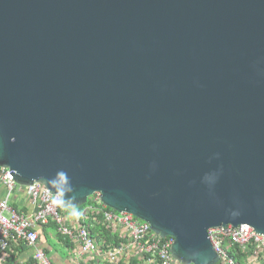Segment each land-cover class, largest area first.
I'll return each mask as SVG.
<instances>
[{
	"label": "water",
	"instance_id": "95a60500",
	"mask_svg": "<svg viewBox=\"0 0 264 264\" xmlns=\"http://www.w3.org/2000/svg\"><path fill=\"white\" fill-rule=\"evenodd\" d=\"M0 168L220 264L264 235V0H0Z\"/></svg>",
	"mask_w": 264,
	"mask_h": 264
},
{
	"label": "built area",
	"instance_id": "2783aa9c",
	"mask_svg": "<svg viewBox=\"0 0 264 264\" xmlns=\"http://www.w3.org/2000/svg\"><path fill=\"white\" fill-rule=\"evenodd\" d=\"M1 187L6 190V195L0 200V264L12 260V254L18 249L31 252L25 264H52L40 247L37 231L39 226L49 223L54 224L56 233L71 244L77 260L78 257L91 258L93 255L112 264L132 258H142L147 264H181L170 254L174 242L172 238H160L153 234L148 223L131 214L107 208L99 194L91 196L81 210H75L79 215L73 220V210L52 205V196L57 194H51L37 183L18 185L12 172L3 168H0ZM20 190L30 197L32 210L28 214L18 213L10 205L12 195ZM96 225L104 227L121 242L102 248L101 243L91 235ZM208 237L220 264H237L230 254L233 247L246 254V264H255L259 260L264 263V235L258 234L249 225L211 228Z\"/></svg>",
	"mask_w": 264,
	"mask_h": 264
},
{
	"label": "crops",
	"instance_id": "0c3cea01",
	"mask_svg": "<svg viewBox=\"0 0 264 264\" xmlns=\"http://www.w3.org/2000/svg\"><path fill=\"white\" fill-rule=\"evenodd\" d=\"M6 195V190L0 188V200L3 199ZM10 205L21 214H28L31 212V201L30 197L24 190L12 195L10 200ZM74 215L72 218L75 219ZM76 220V219H75ZM52 223L48 225L39 226L37 231L39 233V244L45 255L51 261L52 264H112L109 262L103 261L101 257L96 258L93 255L90 257H78V260L75 258V254L72 251L71 244L65 241L64 238L59 236L56 233V230L51 228ZM121 240V239H118ZM31 252L26 249H18L16 256L12 260V264H25ZM147 264L142 258H132L129 261L122 260L117 264ZM258 264H264L259 261Z\"/></svg>",
	"mask_w": 264,
	"mask_h": 264
},
{
	"label": "trees",
	"instance_id": "16d2710c",
	"mask_svg": "<svg viewBox=\"0 0 264 264\" xmlns=\"http://www.w3.org/2000/svg\"><path fill=\"white\" fill-rule=\"evenodd\" d=\"M83 207V206H82ZM82 207L75 209L76 211H79L82 209ZM51 228L55 229V225L52 224L50 225ZM91 235L94 239H96L99 243H101L102 248H106L108 245L109 246H116L118 245L121 241L118 240L117 236L111 235L110 232L106 231L104 227L100 225H96L92 230H91ZM66 241V240H65ZM67 242V241H66ZM230 251L231 255L234 256L237 264H246L247 263V256L246 254L242 253L239 248L233 247L231 248ZM12 254V260L16 256V252ZM10 259V261L12 262ZM8 262L7 264H11V262ZM130 264H135V263H130Z\"/></svg>",
	"mask_w": 264,
	"mask_h": 264
},
{
	"label": "clouds",
	"instance_id": "9594fccd",
	"mask_svg": "<svg viewBox=\"0 0 264 264\" xmlns=\"http://www.w3.org/2000/svg\"><path fill=\"white\" fill-rule=\"evenodd\" d=\"M65 175L66 174H61L60 177L63 179V183L66 182L65 179ZM63 194L60 193L56 196H52V205L55 207H62V208H69V205L71 207V209L73 210V215H79V213L75 212V203H74V198L70 199L69 201H65L63 198Z\"/></svg>",
	"mask_w": 264,
	"mask_h": 264
},
{
	"label": "rangeland",
	"instance_id": "374dc122",
	"mask_svg": "<svg viewBox=\"0 0 264 264\" xmlns=\"http://www.w3.org/2000/svg\"><path fill=\"white\" fill-rule=\"evenodd\" d=\"M259 261H262V260H259ZM259 261H257L255 264H258Z\"/></svg>",
	"mask_w": 264,
	"mask_h": 264
}]
</instances>
